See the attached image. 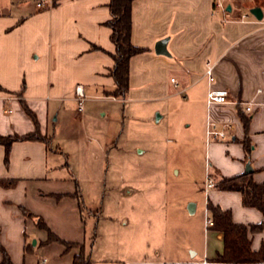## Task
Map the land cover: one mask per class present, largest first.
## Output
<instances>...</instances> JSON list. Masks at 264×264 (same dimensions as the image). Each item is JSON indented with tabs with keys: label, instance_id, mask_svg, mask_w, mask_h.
Here are the masks:
<instances>
[{
	"label": "crops",
	"instance_id": "0c3cea01",
	"mask_svg": "<svg viewBox=\"0 0 264 264\" xmlns=\"http://www.w3.org/2000/svg\"><path fill=\"white\" fill-rule=\"evenodd\" d=\"M109 1L0 0V136L35 132L27 108L40 135L49 140L13 143L7 163L0 145V181L11 182L8 187L0 185V246L12 264H73L77 251L46 243L47 232L36 226L41 219L60 240L89 249L92 236L87 245L85 218L93 213L84 200L81 176L69 161L72 150L86 157L81 160L86 169L97 158L87 145L83 148L90 139H84L86 113L79 114L75 94V88L81 86L84 102L92 106L124 102L127 96L132 100L137 91L138 100L181 97L191 108L202 110V121L187 125L199 128L205 147L204 166L200 163L198 172L202 176L198 183L196 171L186 169L192 163L183 164L176 174L192 192L175 191L177 216L185 219L201 213L202 234L198 231L196 243L194 235L178 234L181 238L173 241L166 263L205 259L208 264H218L214 261L223 253L224 236L212 227L204 231L208 203L229 211L234 224L251 226L263 221L258 210L242 205L238 192L213 188L205 195L204 181L206 174L216 183L252 173L256 183H264V0H135L131 42L145 51L130 59L129 91L123 99L105 95L114 86L108 75L114 46L105 25L110 19ZM40 2L43 5L37 7ZM254 7L262 11L260 21L249 13ZM161 40H167L168 56L154 51ZM207 63L213 66L212 88L227 91L228 104L207 109ZM248 104L251 113L244 111ZM207 117L219 128L230 125L224 139L206 144ZM161 119L157 116L155 123ZM108 141L106 137L96 140L101 159ZM243 141L248 142V154ZM87 176L91 182L90 170ZM76 185L83 212L69 197ZM23 210L31 217H25ZM163 222L160 214L155 217L153 235L160 242L165 235ZM249 239L253 251L264 250V231L250 233Z\"/></svg>",
	"mask_w": 264,
	"mask_h": 264
},
{
	"label": "rangeland",
	"instance_id": "374dc122",
	"mask_svg": "<svg viewBox=\"0 0 264 264\" xmlns=\"http://www.w3.org/2000/svg\"><path fill=\"white\" fill-rule=\"evenodd\" d=\"M132 95L134 99L127 96L124 102L93 106L84 102V112L79 114L86 113L84 139L90 143L83 148L87 145L97 158L90 169L82 165L86 157L79 151L72 150L69 158L81 176L84 200L93 213L85 218L86 244L94 234L91 259L97 264H167L173 241L181 238L178 234H192L196 243L198 231L202 232L201 213L185 219L176 214V190L192 192L177 171L192 163L186 169L196 171L197 182L202 176L198 172L204 166L205 147L199 128L187 127L202 121V110L191 108L181 97L147 101L138 100L137 91ZM99 111L106 115H98ZM157 116L162 119L155 123ZM105 137L108 147L101 159L96 140ZM159 214L164 219L161 242L153 235Z\"/></svg>",
	"mask_w": 264,
	"mask_h": 264
},
{
	"label": "trees",
	"instance_id": "16d2710c",
	"mask_svg": "<svg viewBox=\"0 0 264 264\" xmlns=\"http://www.w3.org/2000/svg\"><path fill=\"white\" fill-rule=\"evenodd\" d=\"M55 2L57 0H54ZM135 0H110L108 10L110 19L106 22V26L110 29V42L114 46V53L111 55L113 66L108 71V75L113 79V89L105 92L106 96L114 98H125L129 91V62L134 56L145 51L143 48L134 46L131 42V11L132 4ZM92 49H99L93 47ZM18 92L17 95H21ZM26 114L35 124L36 130L26 135L0 136V145L5 149V163L8 162V156L11 146L15 142L23 141H40L48 143V138L41 136L37 129L36 119L33 114L24 108ZM245 152L248 154L249 146L247 141H243ZM11 183V182H10ZM10 183L0 181L2 187H8ZM215 188L221 191L238 192L241 195L242 205L246 208L258 210L263 221L258 225L244 226L234 224L229 211H223L220 208L207 204V210L210 213L213 222L212 229L220 232L224 236L223 253L214 261L218 264H264V250L253 251L249 239L250 233H258L264 231V183H256L253 180L252 173L241 174L229 178H221L215 183ZM69 197L75 199L80 212L85 210V206L80 194V190L76 185V191ZM25 217H31L28 212L23 210ZM38 229L44 230L48 234L46 243H58L65 247L66 250L75 249L77 253L74 255L73 264H93L90 251L95 240V235L91 237L89 249L83 244L67 243L53 235L42 222L41 219L36 220ZM26 250V247H25ZM0 254L2 255L1 264H12L5 250L0 246Z\"/></svg>",
	"mask_w": 264,
	"mask_h": 264
},
{
	"label": "built area",
	"instance_id": "2783aa9c",
	"mask_svg": "<svg viewBox=\"0 0 264 264\" xmlns=\"http://www.w3.org/2000/svg\"><path fill=\"white\" fill-rule=\"evenodd\" d=\"M43 2L37 4V7H41ZM204 77L207 82V92H206V107L209 109L212 105H225L228 104V92L225 90H216L212 88V83L214 81L213 77V66L210 63L206 64ZM174 83V80H171ZM75 94L77 100L79 101V108L78 111L81 112L83 110L82 103L84 102V94L83 89L81 86H77L75 88ZM242 105V104H240ZM244 111L246 113L252 112V106L248 104L245 106ZM229 124H224L222 128L213 122L209 117L206 119L205 124V142L206 144L212 140H222L225 138V130L229 129ZM215 188V182L212 178L206 174L205 181H204V194L207 195L208 191ZM213 222L211 217L209 216L208 210L205 209L204 211V231L207 232L208 228L212 227ZM176 264H208L207 261L204 259L201 262H188V263H176Z\"/></svg>",
	"mask_w": 264,
	"mask_h": 264
},
{
	"label": "water",
	"instance_id": "95a60500",
	"mask_svg": "<svg viewBox=\"0 0 264 264\" xmlns=\"http://www.w3.org/2000/svg\"><path fill=\"white\" fill-rule=\"evenodd\" d=\"M228 10H229V8H228ZM249 13L258 21H260L262 19L263 14H262L261 9L258 7L251 8L249 10ZM166 44H167V40H161V41L157 42L155 44V47H154L155 53L157 55L168 56L169 54L166 50ZM248 172H249V168L246 169V173H248ZM33 243H35V242H33Z\"/></svg>",
	"mask_w": 264,
	"mask_h": 264
}]
</instances>
